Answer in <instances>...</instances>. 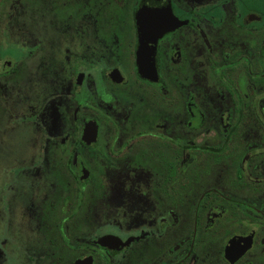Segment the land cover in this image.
<instances>
[{
	"label": "flooded vegetation",
	"instance_id": "flooded-vegetation-1",
	"mask_svg": "<svg viewBox=\"0 0 264 264\" xmlns=\"http://www.w3.org/2000/svg\"><path fill=\"white\" fill-rule=\"evenodd\" d=\"M0 19L24 141L0 264H264V0H4Z\"/></svg>",
	"mask_w": 264,
	"mask_h": 264
},
{
	"label": "rangeland",
	"instance_id": "rangeland-1",
	"mask_svg": "<svg viewBox=\"0 0 264 264\" xmlns=\"http://www.w3.org/2000/svg\"><path fill=\"white\" fill-rule=\"evenodd\" d=\"M2 4L0 0V10L2 9ZM6 20V19H5ZM4 24L1 23L0 19V52L5 56H11L13 59H16L17 51L14 49L13 45L10 43L6 44L10 41V36L5 33H1V27ZM8 37V38H5ZM0 53V54H1ZM1 59V57H0ZM7 108V107H6ZM17 108L14 107V104L8 106L7 110L5 111V117L2 118L3 124L0 128V185H1V176L3 174V168L8 165L12 164L13 161L11 160V151L14 149H22L23 147L21 141H19L18 136H16V123L13 121L15 117V112H17ZM25 150L28 149V143L25 142ZM23 151V150H21ZM4 166V167H3Z\"/></svg>",
	"mask_w": 264,
	"mask_h": 264
},
{
	"label": "trees",
	"instance_id": "trees-1",
	"mask_svg": "<svg viewBox=\"0 0 264 264\" xmlns=\"http://www.w3.org/2000/svg\"><path fill=\"white\" fill-rule=\"evenodd\" d=\"M1 4H2V7H1L2 9L0 10V13H1V11L3 10L4 0H1ZM1 99H2V98H1V96H0V102H1ZM1 111H2V110H1V104H0V128H1V126H2V124H3V120H2V117H1V116H2V115H1Z\"/></svg>",
	"mask_w": 264,
	"mask_h": 264
},
{
	"label": "water",
	"instance_id": "water-1",
	"mask_svg": "<svg viewBox=\"0 0 264 264\" xmlns=\"http://www.w3.org/2000/svg\"><path fill=\"white\" fill-rule=\"evenodd\" d=\"M140 61H142V60H139L138 62L140 63Z\"/></svg>",
	"mask_w": 264,
	"mask_h": 264
}]
</instances>
